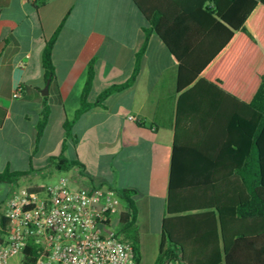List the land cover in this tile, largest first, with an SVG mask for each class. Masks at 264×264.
Listing matches in <instances>:
<instances>
[{"label": "crops", "instance_id": "obj_1", "mask_svg": "<svg viewBox=\"0 0 264 264\" xmlns=\"http://www.w3.org/2000/svg\"><path fill=\"white\" fill-rule=\"evenodd\" d=\"M171 1L184 13L209 4ZM145 24L132 0H0V171H29L22 180L37 185L38 173L53 171L54 164L49 167L46 160L62 148L66 156L68 143L67 158L79 162L70 177L86 174L112 188L138 190V264H155L170 180L183 185L175 192L176 207V196L187 203L201 200L204 194L195 182L237 179L233 169L227 175L242 163L237 118L243 120L242 104L251 101L264 76V4L258 2L246 17V31L234 30L200 70L196 80L217 88L201 84L190 92L192 85L178 91V60L152 31L134 82L84 111L66 136L63 123L79 105L88 62L94 58L87 95L94 102L103 89L129 78ZM57 28L51 50L55 79L45 95L42 52ZM44 96L50 113L32 153ZM256 144L264 154V128ZM214 163L223 167L214 170ZM6 199L0 200V213ZM153 222L159 226L154 233ZM238 225L251 229L250 223Z\"/></svg>", "mask_w": 264, "mask_h": 264}, {"label": "trees", "instance_id": "obj_2", "mask_svg": "<svg viewBox=\"0 0 264 264\" xmlns=\"http://www.w3.org/2000/svg\"><path fill=\"white\" fill-rule=\"evenodd\" d=\"M132 1L146 23L143 27L145 38L136 53L133 70L126 81L106 87L94 102H89L87 95L94 76L92 58L87 64L79 105L73 117L63 123L66 136L70 135L72 124L84 111L101 104L109 94L134 82L152 31L178 60V91L192 85L187 89L190 92L201 84L217 88L202 78L196 80L200 70L230 39L234 30L246 31V17L258 2L264 4V0H208L207 6L184 13L171 0ZM58 30L57 28L46 41L42 52L44 76L45 80H49L48 84L55 79L51 50ZM242 105L245 116L243 120L237 118V125L242 130L237 154L242 163L239 162L237 168L231 167L227 174L231 175L233 169L237 179L195 182L193 186L201 188L204 194L201 200L187 203L180 196H176V207H173L175 192L178 194L183 185L170 180L167 211L162 218L161 239L155 264H162L166 258L177 264H264V154L259 152L256 144L264 128V76L261 77L251 101ZM49 113L48 97L44 96L35 125V145L32 153L37 150ZM49 159L57 170H68L79 165L77 160L64 156L63 148L58 155L49 156ZM219 167L223 166L214 163V170ZM28 172L11 171L6 167L0 171V182L17 184L20 177ZM31 186L35 188L37 185ZM113 189L124 206L118 214L116 231L123 238L132 241L135 261L138 264L140 241L135 201L138 190L133 187ZM241 222L250 223L251 229H241L238 225ZM4 237V217L0 213V241ZM38 248L32 240L27 241L20 255V264L33 263ZM236 257L243 261H237Z\"/></svg>", "mask_w": 264, "mask_h": 264}, {"label": "built area", "instance_id": "obj_3", "mask_svg": "<svg viewBox=\"0 0 264 264\" xmlns=\"http://www.w3.org/2000/svg\"><path fill=\"white\" fill-rule=\"evenodd\" d=\"M122 209L112 187L86 174L35 188L17 185L3 211L0 264H20L29 240L39 247L31 264H136L132 241L116 231L118 218L112 225ZM162 264L174 262L166 258Z\"/></svg>", "mask_w": 264, "mask_h": 264}, {"label": "rangeland", "instance_id": "obj_4", "mask_svg": "<svg viewBox=\"0 0 264 264\" xmlns=\"http://www.w3.org/2000/svg\"><path fill=\"white\" fill-rule=\"evenodd\" d=\"M70 152H71V148H70V145L67 143L66 150H65L66 157H70ZM45 163L47 165H49V167H51L53 165V163H52V161H50V159L46 160ZM52 168H53V171L51 173H47L46 171L38 173L37 174L38 177L35 178V180H36L35 182L39 183V184L40 183L48 184V183H52V182L56 181L60 176L70 177V174H71L70 169H68V170H57L54 167H52ZM29 184H30V182H28L26 180H22V177H20L17 184H8V183L0 182V200L2 201L3 199H5L6 196L8 199L12 189L15 186H17V185H29ZM8 188H9V190H8V194H7V191H5V190ZM122 206H123V203H122ZM154 209L157 210V207ZM154 209L152 210L153 211L152 212V221H156V217H157V211H155ZM117 218H118V214L113 215L112 225H115ZM158 228H159L158 222H153L151 232H153V233L156 232V230H158ZM174 264H177V263L174 262Z\"/></svg>", "mask_w": 264, "mask_h": 264}, {"label": "water", "instance_id": "obj_5", "mask_svg": "<svg viewBox=\"0 0 264 264\" xmlns=\"http://www.w3.org/2000/svg\"><path fill=\"white\" fill-rule=\"evenodd\" d=\"M48 83H49V80L47 79L46 80V83H45V86H44V88H43V94H47V92H48Z\"/></svg>", "mask_w": 264, "mask_h": 264}]
</instances>
